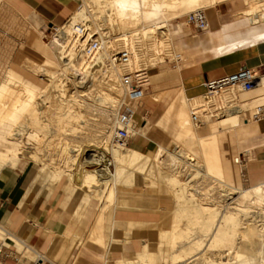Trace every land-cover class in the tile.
Here are the masks:
<instances>
[{
    "label": "bare ground",
    "instance_id": "6f19581e",
    "mask_svg": "<svg viewBox=\"0 0 264 264\" xmlns=\"http://www.w3.org/2000/svg\"><path fill=\"white\" fill-rule=\"evenodd\" d=\"M219 1L81 0L63 24L54 25L47 44L55 59L49 51L39 62L25 56L5 70L0 83V170L33 161L39 164L35 183L47 188L62 183L66 192L78 187L75 219L95 200L93 225L86 233L96 244L156 229V240H140L137 251L114 264H264V182L247 188L229 183L217 137L218 129L234 128L241 115L264 104V77L249 90L221 88L220 97L231 98L237 90V97L247 102L215 114L217 127L215 119L198 120L190 109V101L207 102L204 95L188 98L181 90L155 122L168 137L165 144L148 154L113 142L123 91L125 96L121 77L130 70L132 57L140 68L144 62L156 64L159 58L151 56V44L158 36L170 39L168 21ZM244 1L253 2L247 10L252 19L264 18V0ZM79 24L85 28L83 39L72 37ZM207 25L206 20L202 30ZM93 35L102 49L87 55L85 42ZM130 38L126 44L124 39ZM121 49L129 52L127 63L116 55ZM98 62L106 64L105 70L97 69ZM30 73L42 75L45 83ZM152 97L158 99V92ZM263 121L258 126L263 128ZM127 132L130 138L133 129L128 126ZM139 184L148 190L135 189ZM116 209L155 210L160 218L119 221L112 217ZM105 219L111 222L110 231L104 229ZM77 241L73 236L69 243Z\"/></svg>",
    "mask_w": 264,
    "mask_h": 264
},
{
    "label": "crops",
    "instance_id": "0c3cea01",
    "mask_svg": "<svg viewBox=\"0 0 264 264\" xmlns=\"http://www.w3.org/2000/svg\"><path fill=\"white\" fill-rule=\"evenodd\" d=\"M0 1L5 2V0ZM19 1L31 11L28 22L36 27H38L36 22H32L30 17L44 21L48 25L58 26L65 22L72 11V5L77 3V0ZM251 3L253 4L250 1L247 5L243 0L219 1L206 9L207 28L196 34L180 35L182 22L179 21L177 28H175L177 24H174L171 36L172 40L174 38L175 47L184 53V64L173 70L161 69L151 75L152 87L148 94L150 98L143 96L138 99L139 103L133 106L135 115L129 125L133 129L129 146L152 152L158 144H165L168 141L167 137L163 143L164 140L156 132V129H159L155 126V122L162 111L154 116V121L148 119L146 122L138 123L135 116L156 106L162 107L163 110L181 90L188 98L204 95L206 81L220 79L243 66L254 71L257 81L264 77V37L261 36V33L264 34V18H251L247 13L248 6L249 8L252 6ZM29 45L42 55L48 52L38 37L32 36ZM220 46L224 49L226 46L228 49L224 50ZM24 57L22 55L13 64L20 63ZM162 85L168 87L174 85V88L168 89L164 99H154L152 95L161 91ZM256 110L261 116L253 113L254 119L250 120L247 111L239 117V125L229 129L220 128L217 132L220 158L226 178L229 183L241 188L264 182V145L256 148L255 151L247 149L257 140L264 141V124L263 128L262 125L258 126L264 120L262 114L264 104L257 106ZM243 148L250 152V161L244 165L248 167L246 173L238 156L239 149ZM27 163L15 167L5 166L0 170V231L2 232L0 245L13 246L23 258L29 260H19L10 249L12 251L10 256L1 258L0 264H66L68 261L72 264H77L75 263L77 261H80V264H96L94 261L102 260L106 264H114L113 260H120L125 254L137 251L143 239L156 240V229H140L129 240L111 239L107 245L91 242L87 238V233L93 225L91 215L96 207V201L89 200L84 205L80 217L75 219L74 208L80 192L63 191L62 183L52 186L53 189L42 184H39V189L33 188L36 175L32 166ZM43 187L48 189V195L55 189L60 190V201L54 204L52 199L48 200L47 195L40 192ZM67 204L71 205L70 218L68 223L63 224L62 219L67 213ZM158 212L149 209H116L112 217L119 221H156L160 218ZM86 223L91 225L86 228ZM110 227V220L105 219L104 229L110 231ZM4 236L12 241L8 242ZM69 236L71 238L76 236L81 242L70 244ZM86 240L87 242H84Z\"/></svg>",
    "mask_w": 264,
    "mask_h": 264
},
{
    "label": "rangeland",
    "instance_id": "374dc122",
    "mask_svg": "<svg viewBox=\"0 0 264 264\" xmlns=\"http://www.w3.org/2000/svg\"><path fill=\"white\" fill-rule=\"evenodd\" d=\"M80 3H81V0H77V3L72 5V11L76 8L77 5H80ZM72 11L70 12V14L72 13ZM203 11H204L205 15H207V10L203 9ZM30 14H31V11L28 10L23 5V3L20 2L19 0H5V2L0 1V83H1V81H4V77L6 74L5 70H7V68L10 65L16 66V65L20 64V63L13 64V62L16 60H19L22 55L23 56H29L38 62L43 59V55L39 51H37L35 48H33L31 45H29L30 38L32 36L38 37L41 41L43 40L42 43L45 45V47L48 49V51L50 53L47 41H48V39H50L52 37V34H53V32H55V30L51 29V25H48L44 21L42 22L41 20H39L37 18L30 17V20L32 22H36V24L39 28L31 25L28 22V16ZM70 14L68 15V17L70 16ZM179 21L182 22L180 35L188 36V35H192V34H196V33L201 32V30H196L193 27H191L190 25H188L185 22L184 15L182 14L180 16L173 17L168 21L167 28L169 29L168 33L170 34V36H171V31H172L174 24H177L175 27V28H177L180 24ZM161 30H163V29H161ZM155 35L158 36L157 34H155ZM160 35H161V33H160ZM93 39L98 40L96 35L91 36L90 40H93ZM130 40L132 41V38H130L129 40L124 39V42L127 44L128 41L131 42ZM151 45L152 46H151L150 51H152V52H150V54L153 53V55H151V56H154V57L158 56L159 59L157 60V63L154 65H147V63L144 62L143 64L145 66L140 68L138 63L135 62L134 57H132V64L129 67L130 71H135L137 69H145L146 70V72H147V75H146L147 87L144 91L143 96L148 97V98H150L148 94L151 91V87H152V83L150 81V77L152 74L158 73V71L161 69H172L173 70V69H176L177 66H181L182 64H184V53L175 47L174 38L172 40V36L170 37L169 40H164L163 37L158 36V38L156 37V39L153 40V43ZM67 50H68V48H67ZM176 54H178L179 56L176 57ZM50 57L52 59H55V56L51 53H50ZM100 64H102L103 66H101V65L99 66V62H98L96 64L97 69H99V70L101 69V71L105 70L104 65H106V64H103L101 62H100ZM22 72H25V71H22ZM29 77L32 79H35L39 83H42V84L45 83L44 77L42 75H36V74L30 73ZM90 83L91 82H89L88 84H90ZM170 87L174 88V85H171ZM170 87H168V85L160 86L161 91L158 92V100L165 98L166 94L168 93V89ZM235 90H236V88H235ZM220 92L219 93L206 94V95L204 94V100L207 101L205 103L204 102L198 103L195 101H190L191 102L190 109L192 112L197 110L195 113L198 115V120L203 119L204 117L206 119H208V118L212 119L213 118V120L215 119L214 122H216V127H217L218 120H219L218 115L222 114L224 112V109L226 108V106L227 107H229L230 105L238 106V105H243L247 102L246 100H241V98L237 97V94L239 93V91H237V90L234 93L235 96H232L231 98L220 97ZM159 93L161 95H159ZM139 101L140 100L133 101L132 105L134 106V104H138ZM126 102L127 101L125 99L124 91H123V102L120 104L118 110L121 109L122 108L121 105L123 103H126ZM250 109L251 110L248 112V117H249L248 119H250V120L254 119L253 113L261 116L259 113H257L258 111L256 110L255 106L251 107ZM161 111H162V107L156 106L155 108H153L149 111L148 110L142 111L140 114H137L135 116V118H136L138 123L146 122L148 119L150 121H154L155 120L154 116H157V114L160 113ZM215 114H218V115L215 116ZM262 114H264V112H262ZM205 118L202 121L205 122V120H206ZM156 132H157L158 136L162 140H164L163 143H165V141L167 139V136L165 135V133H163L157 129H156ZM223 132H225V131H223ZM131 141H132V138H129L125 146H129L131 144ZM113 142L117 143L115 138L113 139ZM263 145H264V141L257 140L254 142V144L251 147H249L247 149H250V151H255L256 148H259ZM91 147L93 148V146H91ZM85 149H86V146H85ZM97 150H101V149L97 148ZM88 153H90V151H85L84 155H86V154L88 155ZM148 154H151V152H148ZM106 155L109 158V154L106 153ZM238 156H239L240 163L243 164V171H244V173H246L248 170V167H246L244 165L250 161V152H248L246 150V148L239 149ZM27 164L32 166V170L34 171V174L36 175L38 172L37 170H39V167H38L39 164H37L33 161L32 162L30 161ZM94 167L95 166H92L89 168H94ZM108 168L111 171H113V165L112 164H109ZM34 178H35V176H34ZM35 182H37V181L34 179L33 180V188L39 189V184H37ZM134 187L137 190H141V189H144L146 191L148 190L147 188L141 187V184L134 186ZM51 189H53V187ZM74 191L80 192L81 190L78 189V187H74ZM40 192L45 193L47 195L46 198L48 200L52 199L54 204L59 202L61 199V192L58 189H55L49 195H48V189L46 187H43L40 190ZM164 197H166V199H163V201L167 202L168 196H164ZM70 208H71V205L67 204V206H66L67 213H65V215L62 219L63 224L69 222ZM89 226H90V223L85 224L86 228H88ZM115 234L119 237V235H121L120 229H118L115 232ZM15 235L19 236V234H15ZM7 247L14 252V256L19 258V260L25 259L21 256V253H19L15 250V248L13 246L8 245ZM114 254H116V253H114ZM25 260H29V259L26 258ZM75 263L80 264V261H77ZM94 263L106 264V262L103 260L100 262L94 261ZM66 264H72V263H71V261H68Z\"/></svg>",
    "mask_w": 264,
    "mask_h": 264
},
{
    "label": "built area",
    "instance_id": "2783aa9c",
    "mask_svg": "<svg viewBox=\"0 0 264 264\" xmlns=\"http://www.w3.org/2000/svg\"><path fill=\"white\" fill-rule=\"evenodd\" d=\"M184 18L185 22L196 30H202L206 26V15L201 9L185 14ZM50 25L51 29L56 32V27L53 24ZM84 29V26L79 24L75 27L72 37L74 36L73 38L83 39V34L85 32ZM101 49L102 45L98 40L93 39L85 42L84 51L87 55L98 52ZM116 55L122 63H127L129 60V52L127 50L121 49ZM146 75L147 72L145 69H137L135 71L128 70L122 73L121 80L125 89V98L127 102L119 111L117 118L119 124L114 132V138L119 143L126 144L129 139L127 127L130 125L131 120L135 115L132 102L137 101L142 97L147 87ZM255 82L256 74L254 71L246 66H243L238 70L221 77L220 79L206 81L205 94L219 93L222 87L228 85H238L241 90H249L254 86ZM196 111L193 112L194 118L196 117ZM11 253L12 251H10L7 246L0 245V259L10 256Z\"/></svg>",
    "mask_w": 264,
    "mask_h": 264
}]
</instances>
